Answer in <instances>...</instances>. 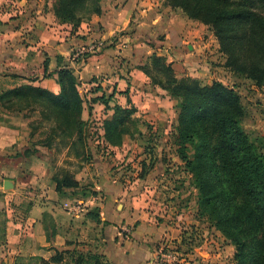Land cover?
Wrapping results in <instances>:
<instances>
[{"label":"crops","instance_id":"1","mask_svg":"<svg viewBox=\"0 0 264 264\" xmlns=\"http://www.w3.org/2000/svg\"><path fill=\"white\" fill-rule=\"evenodd\" d=\"M10 2L13 3L0 0V70L17 80L8 88L30 84L57 94L60 87L55 72L67 66L76 78L84 108L85 99L90 101L89 107L99 108L101 103L90 99L101 96L109 100L108 105L118 98L117 104L124 107L123 94L119 93L129 91L131 102L140 111L139 105L143 103L136 94L139 89L152 87L140 67L153 54L165 58L177 78L188 76L199 81L209 72L207 61L224 62L208 27L189 19L179 9L163 5L164 0H101L100 13L91 15L75 28L59 24L49 15L43 16V23L36 22L28 17L23 0L13 3L20 8L18 11L9 9ZM131 21H137L138 27H149L148 44L137 42L134 34L127 33ZM156 32L161 34L159 40L154 38ZM45 60L48 61L46 75ZM219 69L215 65L213 70ZM85 113L83 110V121ZM29 133L24 123H0V195L7 193L4 196L7 199L11 194L7 191L15 192L19 184L33 189L19 218L13 217V210L7 208L2 213L7 216V228L5 241L0 242V264H12L25 253L49 262L56 252L62 251L81 254L95 251L105 264H159L152 244L162 236L167 237L169 228L154 224L150 213L139 211L145 194L150 193L149 188L133 190L130 204H122L119 210L120 205L115 207V201L126 192L115 185L119 191L113 197L112 184L105 175L101 187L96 185V189L105 191L101 201L95 204L99 208V224L87 217L89 211L83 215L82 210L77 214L65 212L61 208L65 199L55 191L52 181L55 150L47 146L31 148L26 139ZM151 177L156 176L150 173L147 181ZM96 200L98 197L92 201ZM5 206L6 202L0 198V211ZM132 224L137 227L130 237L119 232ZM79 241L84 244H77ZM67 257L64 255L63 264ZM180 258L177 264L202 263L191 254Z\"/></svg>","mask_w":264,"mask_h":264},{"label":"trees","instance_id":"2","mask_svg":"<svg viewBox=\"0 0 264 264\" xmlns=\"http://www.w3.org/2000/svg\"><path fill=\"white\" fill-rule=\"evenodd\" d=\"M100 2L59 0L54 9L55 20L75 28L100 13ZM164 3L208 27L224 57L226 70L242 75L257 87L264 86V0H164ZM43 67L46 75L47 60ZM140 70L151 84L177 101L176 143L198 191L201 213L234 247L235 264H264V149L241 127L244 108L239 94L219 81L203 85L188 76L177 78L171 64L155 54ZM55 73L60 87L57 94L30 84L0 89V108L21 113L39 107L42 115L51 116L61 131L62 123L71 118L74 136L70 139L75 141L80 139L84 124L83 99L70 68L64 66ZM96 102L113 111L103 121V139L107 146L119 147L122 137L128 134L126 121L135 109L118 104L111 108L105 96L93 100ZM127 105H131L129 98ZM186 145L193 150L190 159L185 154ZM52 181L60 195L66 189L78 187L67 171L60 177L53 176ZM87 217L101 222L99 213L90 212ZM6 228L7 218L0 213V242L6 239ZM64 255L70 257L65 264H105L99 255L70 251L56 252L49 263L63 264Z\"/></svg>","mask_w":264,"mask_h":264},{"label":"rangeland","instance_id":"3","mask_svg":"<svg viewBox=\"0 0 264 264\" xmlns=\"http://www.w3.org/2000/svg\"><path fill=\"white\" fill-rule=\"evenodd\" d=\"M10 1L16 3L21 0ZM23 1L28 17L36 22L43 23V16L47 15L55 20L54 9L59 0ZM13 3H8L9 9L18 11L20 8ZM138 26L137 21H131L127 33L130 36L134 34L137 42L148 44L149 35L147 34L149 32L146 29L149 27L147 25ZM154 38L159 40L161 34L156 32ZM214 56L219 58L217 54ZM217 61L219 62V59ZM222 62L223 60L219 63L215 61H211L210 64L208 61L205 63L209 66L207 67L209 72L201 84L208 85L214 80H219L239 94L244 108L241 127L255 144L264 149V86L257 87L242 75L226 70ZM215 65L220 68L218 71L213 70ZM11 82H17L15 77L0 70V89H7ZM150 86L152 87L139 89L136 94L137 99L140 96L143 103L139 105L140 111L131 102L129 91L119 93L123 94L124 107H133L135 111L126 121L128 134L122 137V143L117 148L107 146L103 139V132L101 134L103 121L110 118L113 111L105 109L103 104H100L99 108L89 107L88 99H85L84 108L88 116L85 113L80 139H75V141L70 139L71 135L74 136L71 118L62 123L64 130L61 131L51 116L49 118L47 113L42 115V109L39 107L24 110L21 113L8 112L0 108V123H24L27 133L30 132L26 139L31 148L47 146L55 150L52 177H60L63 172L67 171L78 184L77 188L66 189L62 195L59 194L60 197H64L63 202H66L64 207L61 203L63 211L71 213L73 206H79L82 210L81 215L88 211V213H99V208L95 207V204L101 201L105 191L96 189V185L99 186L101 181H106L105 175L113 186H110L113 189V197L120 189L126 192V195H119L115 201V207L120 205L119 210L122 204H130L134 193L130 194L133 190L141 188L144 191L149 188L151 195L150 193L145 194L141 207H138L139 211L144 214L150 213L154 224H165L171 229H167V237L162 236L155 244H152L153 252L157 253V263L160 264L164 260L159 257L162 254H170L173 257L169 260L171 264H177L181 259L180 256L191 254L196 256L197 260L202 262L201 264H235L234 247L216 229L214 223L207 220L201 213L198 206V191L192 175L186 168L185 162L181 160V147L176 143L177 101L151 82ZM111 87L112 85L109 86ZM106 91H108L107 88ZM100 93H103L101 88ZM127 98L131 105H127ZM118 101V98H115L108 106L112 108ZM92 110L96 111L93 113ZM7 112L8 117L5 116ZM71 142H73L72 146ZM184 148L186 156L189 159L192 158L191 147L186 145ZM150 173L156 177H151V180L147 181ZM115 185L119 186V190L114 187ZM31 188L19 184L15 192L7 191L11 193L7 199L4 198L7 193L0 195L1 200L6 202L5 208L0 213L7 208L13 210L11 214L13 217L19 218L25 209L26 201L32 197L29 194L33 192ZM96 197L98 200L92 201ZM89 199H91L90 202ZM12 216L11 220H14ZM136 227L137 225L134 224L127 225L124 231L119 229V232L130 237ZM77 244L83 245L84 243L79 241ZM93 252L98 255L95 251ZM69 259L70 257H67L66 260L69 261ZM42 260V257H31L25 253V256L18 258L12 264L16 262L18 264H43Z\"/></svg>","mask_w":264,"mask_h":264},{"label":"built area","instance_id":"4","mask_svg":"<svg viewBox=\"0 0 264 264\" xmlns=\"http://www.w3.org/2000/svg\"><path fill=\"white\" fill-rule=\"evenodd\" d=\"M102 46V44H99V47ZM72 213L77 214L81 211V208L79 206H73L70 210ZM160 258L164 259L161 261L160 264H171L172 262H170L169 260L172 259L173 257L170 254H162L159 255Z\"/></svg>","mask_w":264,"mask_h":264}]
</instances>
